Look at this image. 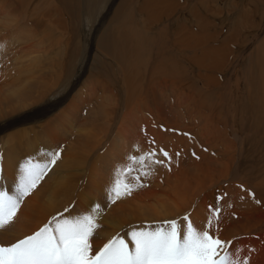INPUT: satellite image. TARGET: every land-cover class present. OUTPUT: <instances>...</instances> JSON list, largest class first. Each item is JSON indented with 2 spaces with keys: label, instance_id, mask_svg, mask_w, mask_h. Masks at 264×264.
Here are the masks:
<instances>
[{
  "label": "bare ground",
  "instance_id": "obj_1",
  "mask_svg": "<svg viewBox=\"0 0 264 264\" xmlns=\"http://www.w3.org/2000/svg\"><path fill=\"white\" fill-rule=\"evenodd\" d=\"M84 1L87 9H90L91 5H95L101 0ZM238 1L245 2L254 6L255 13L253 14L260 21L262 17L258 15H262L261 7L263 4L261 3V1L264 0H122V2H120V6L115 12L114 19L112 17L113 23L108 27L107 31L100 36L98 42L99 52L104 57H107L108 60H111L110 62H112V64L117 68V71H115L116 68H113L112 70L111 67L108 68L107 66H104V63H102L103 72L95 70L96 75L91 77L92 79L88 81V90L90 91V94H87L90 99L89 101L86 100V105H88L89 110H91L90 113H94L92 115L94 121L97 123L96 125H94V127H96L97 129L93 130H95L97 133L98 131L105 132V129L108 128L109 123L111 122L112 115L120 106V102L118 100H112V103L109 104V101L106 100L105 102L100 96L104 91H110L114 94L116 93V90L120 94L125 91L126 99H128L127 101L123 100V105L129 107L126 114H129V111L132 108L134 110L136 109V107L142 106L141 108L144 109V106L147 107L148 104V108L150 110V102L152 103V101L156 98V96L154 95V85H156V83H154V81L156 80L155 78L157 76L161 77L162 86L165 85L168 81L172 83V86H175V84H179L180 89L183 91V94L184 91L190 92L189 94L185 95L186 99L181 96L182 99L191 101L194 98H197V100H199V103H202L204 106L212 109L214 115L218 114L217 116L220 117L219 114H221L220 118L217 119L215 117V119H217L220 124L223 123L222 127L224 130H215L216 125L215 128L212 126L214 123H211L212 125L210 124L211 126L208 125V127H200V132L197 140H199V143H201L203 146H206H202L203 149L199 148V143L197 145V143L193 142L192 146L186 148L188 150V153L184 149L183 153H181L182 155L177 156V153L174 150L173 155H170V161L165 158H161L162 156L160 155H157V157L159 158H156L162 160L164 162L163 165H153L150 169V175L141 176L140 182L143 181L146 187L138 188L132 193L130 197L118 199L115 201V203L111 204L110 202L107 203L106 201H104L105 198L103 199L98 196L99 198L97 199L99 203L95 201L91 202V198L88 195H85L88 193L92 195L95 194V196L96 193L100 195H102L103 193L106 194V190L109 189L114 183V171L117 168H122L127 165L128 156H140L145 152L155 151L157 153L159 151L157 147L153 150L154 143H150L152 140L151 138L155 135V138H158L160 142H164V140L166 141L168 139L167 141L170 142L171 147L175 146L176 148H178L179 146V149H181L180 144L178 145V143H180L178 141H180L181 139L176 140V138L174 137H168V135L171 134L175 135L174 132L177 128L175 124H178V122L173 121V124L167 121L168 119H162L163 123L167 125L166 127L169 130L168 134H165L168 138L162 139L163 136L161 137V134L159 133H154L153 135L151 131L152 128L151 130L148 129L150 130L149 133L151 134V136L153 135L150 138L149 134H147L145 131H140L143 130L142 127L145 126V122L144 126H141V128L137 126V129L139 128L140 130L138 129L136 131L134 129V122L137 119H134L135 121L131 117H128L129 119H125V114L122 119L123 129L119 132V136H117L116 142L114 141L113 145L110 144V148L109 146L107 148L109 155L113 156V158H110V160L107 162H97L95 160L86 161L87 154H90L92 152L94 153L97 150L96 148H99L102 145L99 144L100 142H98V140H94V142L90 141L89 137L85 141L75 140L72 147L70 146L71 149L68 151V153L71 154V160L74 157H80L83 156L84 153H87L85 157H82V159L78 160L75 159L76 161H57L56 166L58 167L56 168V176L58 177L52 178L49 181L48 185L45 184L47 186L39 191V193L33 195L32 199H30V201H28V203L25 205V208L23 210L21 209L22 211H19L20 213H18L19 216L17 219L19 221H17V223L23 224L25 222H32L33 225L29 224V226H32H26L22 228V225L18 224L14 226L18 234L14 232L15 230H13V233L10 235L8 233H2L0 235V239L7 241L8 238L16 240L24 237L26 234H28L27 230L31 229L33 231L37 229L45 221L49 220V217L57 210L64 207L67 203H70V201H72L74 197V193L77 192L76 189H74V184L72 185L71 180V175L73 176L74 172L73 168H75L77 171H81L83 175H87V178L90 180L89 191L87 190L85 192H82L81 194L78 192V194L76 193L77 197H80L79 203L83 202L85 206L84 207L82 205L84 208L80 210L88 213L87 201H90L94 205H100L101 209L100 215L96 221L99 225V228L96 229L91 241L93 245V255L95 254V252L99 251L104 244H106L109 240H112L114 237L123 239L125 238V242L128 243L131 247L132 244L128 234L133 230H141V225L146 222L162 223L165 221L176 220L183 230L185 222L182 218L185 214H187L189 215L190 220L193 222V226L198 230H203L205 228V225L207 224L211 209L218 206L220 208L219 224L217 225L215 220L213 221V234L218 235L222 240L232 241V247L234 249L240 250L241 258L245 256L249 257V264H264V34L261 32V39L256 43L260 32L259 24L258 22L256 24L255 20V23L253 21H248L247 26L246 24L245 26L244 24H240L241 19H246L249 16V13H246L243 9L239 10L238 14L239 16L242 15V17L239 19V16H237V22H231L235 24L232 28L230 27L235 35L240 34L241 31L243 32L242 29L245 28L252 33L251 39L254 42L253 44H255L250 56L246 58V64L244 63L245 65H243V75L245 76V92L242 91V95L238 86L233 87V90L231 92H227L228 94L225 97H219V95H215L216 90H214L215 94H211L210 92L208 93L207 91H205L206 89L204 88V86L200 85L198 87L195 83H191V78H189L187 71L188 65H185L186 67L182 65V62L186 59L187 51H193L192 53H195L199 50L200 53H202L201 58L194 55L192 56L196 68L203 71L210 70V72H220L222 64L228 59V48L226 46L229 47V45L224 44L223 47L217 49H201V46H205L204 40L206 39V37L201 35V26H203V23L197 16L200 15L198 11L202 10V13H206V11L208 12L211 8L210 10L212 11V15L216 16L220 13L221 15H225L224 13H226V15H229V13L231 12L230 10L236 6ZM80 3L81 0H0V50L9 51L8 46L12 45L15 40L20 39V36L23 37V35L20 34L24 29H22L21 32H17L15 30L17 25L20 26L22 22H25V25L35 22L34 24H32L34 25L33 31L36 30L34 27L37 26L38 29H41V27L43 26V29L45 30L47 36V40L49 41L48 43H50L51 47L52 44L54 45L53 56H51L52 53H49L51 55L45 53L49 52L45 49L47 41H38V36L36 37V42L33 41L35 42V44L32 47L30 46L32 45L30 43L28 44V47H24L22 50L20 49V52L18 48L15 47L18 52H16V59L18 62L20 61V56L23 58L25 55V58H27L30 53L34 56V58L32 61L26 64L24 62H20V65L21 63H24L25 65L15 68L16 71L13 75H15L16 78H14V80L18 79L19 81H8L10 85L11 82L14 84L13 87L11 86L12 88H7V92L0 89L1 106H6V104H8L6 107H10V110L12 111L17 108H24L26 106L30 107L36 105L37 103L39 104L51 91H53L54 88H56V92L53 94L55 96L59 94L63 85L59 86L58 82L61 81L62 78L63 83H65L66 80H70L68 78L73 71V67L67 63L64 65L65 67L61 66L63 64L60 65L62 59H59V57L63 56V54L59 48L57 50V48L55 47V44L57 42L64 39L63 35L61 36L58 31L56 32V30L51 27L53 25L50 26L51 28L48 27L46 22H44H48V17H46L47 20L43 19L44 21H42L41 17H43L42 15H74V13H77L76 6L78 4L80 5ZM208 5H210L211 7H207ZM11 15H18V19H13ZM174 15L178 16L175 17ZM184 15H188L190 20L187 21L183 26L182 21ZM3 17L5 19L1 21ZM161 17H165L163 20L164 25L162 24L163 27L159 26V24H161ZM58 21L60 22V20ZM14 22L16 23L15 26L11 24ZM49 22L48 24L51 23ZM224 22L226 23V20ZM233 24H228V26ZM188 27L196 33L188 31ZM177 28L180 29V32L175 34V32H177ZM14 30L16 32L13 33ZM28 30L29 29H27V31ZM27 31L24 32L27 33ZM38 31L40 34L41 30ZM39 34L37 32V35ZM32 35L34 34H30V36ZM30 36L29 38L32 41L34 37L31 38ZM226 36L224 38H226ZM169 37L170 39L168 40ZM42 39H44V36ZM28 40L29 39L25 40L26 43H29ZM176 40L183 41V43L178 41L179 45L182 47L181 49L177 48ZM242 42L245 43L244 40ZM29 46L31 48H29ZM34 48L35 50H33ZM47 48L50 47H48L47 45ZM8 54L3 55L0 53V74L4 71L5 65L12 63L10 61L11 57H7ZM11 54L14 55V53L12 52ZM206 57H208V61L205 59L207 62H204V58ZM6 58H8L9 61L8 59L6 61ZM69 58L74 59V53L70 54ZM149 58L152 59L151 64H149ZM38 60L42 61L44 63V66L39 67L38 65H35L37 64ZM69 62L70 61H68V63ZM30 65L33 67H31ZM147 66H149L150 69H148L149 67L147 68ZM144 69L146 70L145 84L148 89L143 90L138 88V91L141 90L140 93L138 92L139 96L143 97L132 105L130 104V100L133 97V92H137L136 87H140L139 83V86H137V81L138 79L142 80V76L139 78V74L142 70L144 72ZM58 70L59 73H57ZM63 72L64 76H62ZM152 72L155 75H153ZM106 73L108 74V77L104 76ZM8 75L12 74H9L8 72ZM152 75L153 77L155 76V80L152 79ZM3 76V74L0 75V80L3 79V81L0 82L1 84H4L5 86L7 84L8 86L9 83L4 80L5 77L3 78ZM30 76L32 78H30ZM197 76L200 77L198 73ZM200 79L203 80L202 82H204L207 87L216 88L217 83L214 82L215 80L213 78L204 76ZM95 81L98 83L96 84ZM175 89L177 88L175 87ZM1 93L4 96H2ZM177 93L178 92H176V94ZM161 96L162 95L159 96L160 99L162 98ZM11 98H15V102H11V100H13ZM133 99H135V96ZM71 104L69 103L70 107H72V109L70 110L75 112V109H77L79 106H77V99L75 97H73ZM153 104L155 109L158 110L161 115H163L161 111L163 109L158 107V103L156 102ZM183 107L184 106H182V108ZM192 107L194 108L193 104L191 108ZM148 108H145V110ZM186 108L191 109L188 106ZM198 108L197 111L198 114H200L201 112L198 110ZM165 109L166 108H164V110ZM173 110L175 111V109ZM192 113L194 114V111ZM68 115L69 114L64 115L61 118L62 122L65 123V125L70 124V118L73 117L72 115ZM186 116L188 115L186 114ZM207 116H209V114ZM3 117L4 116H1L0 118ZM194 117L192 118L194 119ZM202 117L201 120L198 119L200 122L203 121ZM183 119L180 118V122L184 123L185 125L187 117L185 118V120ZM189 119L190 118H188V120ZM150 121L152 120L150 119ZM153 122L154 121H152L151 123ZM203 122H205V119ZM227 122H229L230 124L227 125ZM163 123H161V125ZM204 125L207 126V124ZM189 127H185L184 131L188 134H191L193 128L190 129ZM30 128L32 129L33 127ZM53 132L56 133L57 131ZM140 132L141 134H139ZM244 132L251 133L255 137L256 142L255 144L246 146L248 152H254V155H252V157L254 158V162L256 161L255 163L253 162L254 165H256L252 167L251 170L250 168L248 171L246 170V172L237 169V164L240 165L245 160H241L243 159V155L240 154V152L243 151V147H239L236 143L233 142V140L229 139L231 134L233 136H236L242 143L244 141ZM59 133L62 134V131L60 129ZM116 133L118 134V131ZM215 133H219L223 137H226L227 141H225L224 143L212 140L210 141V138ZM63 134H66V130ZM194 134L196 136L195 132ZM15 135L16 134L11 135L12 141H14L15 138L13 137ZM249 135L248 137H251ZM182 136L186 137V135ZM215 136H213L212 138H214ZM20 139L21 137L19 138V141ZM185 140L188 141L187 138H185ZM10 141L9 143H11ZM160 144L163 145V143ZM193 147L198 152L194 151V149H192ZM100 149L103 150L104 148L101 147ZM65 153H67V150ZM239 155H242L241 158ZM12 159L13 156H11L9 153L7 160L8 175H12L14 177V174L16 175V171L18 170L17 167L13 164ZM85 165L87 166L86 168ZM234 169H237L240 174H235ZM136 174L137 173L134 172L133 176H135ZM230 181L231 183L233 182L231 185H223L225 183H229ZM129 182L135 184L131 177L129 178ZM249 193H251L252 195H249ZM218 195H222V199H219ZM218 201L219 204L217 203ZM257 201L259 203H257ZM217 227L219 228V232L216 231ZM103 228L104 230H102ZM249 249H253L254 251H249Z\"/></svg>",
  "mask_w": 264,
  "mask_h": 264
},
{
  "label": "rangeland",
  "instance_id": "obj_2",
  "mask_svg": "<svg viewBox=\"0 0 264 264\" xmlns=\"http://www.w3.org/2000/svg\"><path fill=\"white\" fill-rule=\"evenodd\" d=\"M84 2H85L84 0H81L80 5L78 4L77 5L78 7L76 6L77 13H74V15H67V14L66 15H63V14L62 15H51L52 17L50 15H46V16L42 15L45 18L41 17L42 18V21H44L43 19H46V17H48V22L51 19L50 20L51 23L49 22L50 24H48L47 21H44V22H46V24L48 25V27H50L51 25H53L51 27H53L54 30H56V32L58 31V33L61 34V36L63 35V38L64 39L62 41H59V42H57L55 44V47L57 48V50L59 48L62 51V54H63V56L60 55L62 58L59 57V59H62L61 60L62 62L60 63V65L63 64V65H61L63 67L67 63V64H70L73 67V71H72L70 77L68 78L70 80H66V82L63 83V78H62L61 81L58 82V85L59 86H62L63 85L62 88H61V91L59 92V94H57L56 96L53 94V93L56 92V88H54L53 91H51L46 96V98L44 100H42L39 104L37 103L36 105L30 106V107H27L26 106L24 108H17L16 107L17 109H14L12 111L10 110V107H6L8 104H6V106L5 105H2V106L0 105V117L1 116H4L3 118H0V139H1L0 140V157H2V158H0V168H2V173H0V188H3L4 190L9 191L10 193H11L13 187H14V184L17 181L18 171H16V175L14 174V177L12 175H10V176L8 175L7 160H8L9 153H10L11 156H13V159H12L13 160V164L17 167V170L19 169V166L22 163H24L26 160H28V159H32L34 161H42L43 159H45V157H43L41 155V153L48 152V151L60 150L61 151V159H60L61 161L62 160L63 161H76L78 159H82V157L84 158L87 153H84V155L83 156H80V157H74L71 160V158H70V155L71 154H69L68 151L71 149V147L74 144L75 140H77V141H85L89 137L90 138V141L94 142V140H98V142H100L99 144L102 145V146H100L99 148H96L97 150L95 149L96 151L94 150L95 151L94 153L92 152L90 154H87L86 161L87 160L88 161L95 160L97 162H103V161L107 162V161L110 160V158H113V156L109 155V153L107 151V148H108V146L110 144L113 145L114 141L116 142V138H117V136H119V132L123 129L122 119H123V116L127 113V109L129 108V107H126L125 105H123V102L125 100L127 101V99H128V98L126 99V93L124 91L123 93H125V94H123V93L120 94L116 90V93H115L116 96H115L114 93H112L110 91H106V92L104 91L103 93H105V94L102 93L100 95L101 98L105 102H106V100L109 101L108 104L109 103H112V100H118L120 102V106L117 108V110H115L114 114L112 115L111 122L109 123L108 128L105 129V132L104 131L103 132L98 131V133H97L95 130H93V129H97L96 127H94V125H96L97 123L94 121V118H93V115H92L94 113L91 114L90 113L91 110H89L88 105H86V103H87L86 100L89 101V99H90L89 96H88V94H87V93L90 94V91L88 90V87H89V82L88 81L90 79H92L91 77H93V76L96 75L95 70H98V71H102L103 72L102 63H104V66H107L108 68L111 67L112 70H113V68H116L112 64V62H110L111 60H108L107 57H104L99 52V50H98V42H99L100 36L102 34H104L107 31L108 27L113 23L112 17L114 19L115 12L117 11L118 7L120 6V4H121L120 2H122V0H101L97 4L91 5L90 6V9H87L86 4ZM238 2H237V4L235 3L237 7L235 6L233 9H231L230 10L231 12L229 11L230 13L227 12V13H229V15H226V13H224L225 15H221V13H220L219 15H221V16H219L218 14L216 16L215 15H212L211 14L212 11L210 10L211 8L209 9L210 12L209 11L208 12L206 11V13L205 12L202 13L203 12L202 10H199L198 11L200 15H197V16H198V18L201 19V21L203 23V26L200 25L201 26V30H202V32H201L202 34L201 35L206 37V39L204 38L206 40V41L204 40L205 46L204 47L201 46V49L202 50H205V48H207V49H209V48L210 49L211 48H216L217 49V48L223 47L224 44L225 45H229V47L226 46L228 48L227 49V52H228V57L227 58L228 59L222 64V67L223 68L221 67L220 72H210V70L209 71H203V70H198L196 68V65L194 64L195 62L192 59V56L194 55L196 57H200L201 58L202 53H200L199 50L197 52H195V53H192L193 51H187L186 52V59L187 60L185 59L182 62V65H184V66L185 65H188L187 66V71H188L189 78H191L190 79L191 80V83H195L198 87L200 85L201 86H204V88L206 89L205 91H207L208 93L210 92L211 94H215L214 93V90H216L215 91L216 92L215 95H219V97L220 96L225 97L228 94L227 92H231L233 90V87H235V86H238L241 95H242V91L245 92V83H244L245 76L243 75V68H244L243 65L246 64V61H247L246 58H248L250 56L251 51L254 48L253 46L255 44H253L254 42L251 39L252 33L249 32L248 30H246L245 28L242 29L243 32L241 31V33L238 34L239 36L238 35H235V33H233L232 30H231V28L235 25V24H233L231 22H233V21H236L237 22V16H239L238 15L239 14V10H242L243 9V10H245L246 13H249V16L252 15L251 16L252 18L248 16L246 19L245 18L241 19L240 20V24H244V26L246 24V26H247V22L248 21H253L254 22V20H255L256 24L258 22L260 32H259L258 39L256 38L257 39L256 40V43H257V41L259 42L260 39H261V32L264 34V23H263L264 22V8H263L264 7V1H261V3L263 4V5L261 4L262 5V7H261L262 8V15H258V16H261L262 17L260 19L261 22L253 14V13H255V7L254 6H252L251 4L245 3V2H239V3ZM240 3H241V5H240ZM207 7H211V6L208 5ZM253 9H254V11H253ZM11 16H12L13 19H18V15H11ZM55 16H56V18H55ZM174 16L177 17L178 15H174ZM235 16H236V18H235ZM241 17H242V15L239 16V19ZM8 18H9V16H8ZM41 18H40V20H41ZM164 18L165 17H161V19H160V23H161V24H159L160 27H163V25H164V23H163L164 22L163 21ZM249 18H251V19H249ZM4 19L5 18L3 17L1 19V21H3ZM56 19H57V21H56ZM58 20H60V22ZM189 20H190V18L188 17V15H184L183 16V21H182L183 26ZM225 20H226V23L224 22ZM54 21H55V23H54ZM227 21H228V23H227ZM56 22H58V23H56ZM22 23H24V24H22ZM22 23L20 24V26L17 25V27H16L15 30L17 32H19V31L21 32L22 29H24L21 32V34H20V35H23V37L20 36V39L15 40L12 43V45L8 46L9 51H7V50H0V53L1 54H3V55L6 54L7 55L8 53H10V54H8L7 57H9V58L11 57V60L10 61L12 63L5 65L4 66V71L1 73V74L4 75L3 78L5 77L4 80H6L7 83H9L11 80H12V82L18 80V79L14 80V78H16V76L13 75L14 72L16 71L15 68H18V67H21V66L25 65L26 63L32 61L33 58H34V56L30 53L27 56V58H25V55H24L23 58L20 56V59H19L20 61L18 62L17 59H16L17 58V53H18L17 50H16V48H18V50L20 52L24 47H28V44H30V43L32 44V45H30L31 47L34 46V44L36 42V37L38 36L37 37L38 38L37 39L38 41H40V40H44L43 42L47 41L46 44L48 45V47H50V48H47V45H46L45 49L47 51H49V52H45V53L46 54L47 53L48 54L49 53H52V55L49 54L51 56L54 55V49H53L54 45L52 44V47H51L50 43H48L49 41L47 40V36H46L45 30L43 29V26L41 27V29L40 28L38 29L37 26H36L37 28L34 27L36 29L35 30L36 32H35V31H33L34 30L33 29V26L34 25H32L35 22H33L32 24L30 23V24H26V25H25V22H22ZM11 24L14 25V26L16 25L15 22L14 23H11ZM56 24H58V25H56ZM228 24H233V25H229L228 26ZM30 26H31V28H30ZM55 26H57V27H55ZM18 28H20L21 30L18 29ZM227 28H229V29H227ZM27 29H29L28 30L29 32L27 31ZM42 29H43V31H42ZM244 29H245V32H244ZM15 30L13 31V33L16 32ZM38 30H41L40 31V34H39V31ZM24 31H27V33H25ZM188 31H192V30L189 28ZM203 31H204V33H203ZM37 32H38L39 35H37ZM179 32H180V29L177 28V32H175V34L176 33H179ZM192 32H194V31H192ZM32 33L34 35L30 36V34H32ZM194 33H196V32H194ZM27 34L31 38L34 37L32 39V41H31V39L29 38V36ZM226 35L228 36V38H227ZM39 36L41 37V39H40ZM43 36H44V39H42ZM225 36H226V38H224ZM230 38H232V39H230ZM242 38L245 41V43L242 42L243 41ZM27 39H29L28 40L29 43H26L25 40H27ZM169 39H170V37L168 38V40ZM225 40H228V41H225ZM246 40H249V41H246ZM33 41H35V42H33ZM178 41L181 42V43H183V41H180V40H178ZM178 41L176 40V42H177V48L178 49H181L182 47L179 45ZM60 42H62V43H60ZM58 43H60L61 45L58 44ZM243 44H244V46H243ZM57 45H59V46H57ZM30 46H29V48H31ZM60 46L64 50H62L60 48ZM33 50H35V48ZM11 52L14 53L15 57H14L13 54H11ZM72 53H74V59H70L69 58L70 54H72ZM7 59L8 58H6V61H7ZM205 59L208 61V57L204 58V62H207ZM149 60H150L149 61V64H151L152 63L151 62L152 59L149 58ZM8 61H9V59H8ZM68 61H70V62L68 63ZM20 62H24L25 64L24 63H21V65H20ZM38 62L35 65H38L39 67L44 66V63L42 61L38 60ZM12 64H13V68H12ZM31 65H32V63H31ZM31 67H33V66H31ZM148 67L149 66H147V68ZM0 69H1V66H0ZM148 69H150V67ZM59 70L57 71V73H59ZM115 71H117V68L115 69ZM8 72H9V74H12V75H8ZM10 72H12V73H10ZM197 73L200 75V77L197 76ZM24 74H26V73H24ZM152 74L155 75L153 72H152ZM139 75H140L139 78L142 76V78H141L142 80H139L138 79V81H137V84L139 83L140 84V87H136L137 92L134 91L133 94H132L133 97L131 98V100L135 96V99H133L132 101L130 100V104H132V105L136 101H139V99H142V97H143V96H139V93H140L141 90L138 91V88L139 89H143V90L148 89L147 86H146V84H145V80H146V77H145L146 76V70L144 69V72L142 70ZM153 75H152V79L153 80L156 79L154 81V83H156V85H154V88H155L154 95L156 96V98L152 101V103L150 102L151 109L149 110V108H148L149 107V104L147 105V107L144 106V109L141 108L142 106L141 107L138 106L139 109H138V107H136L137 111H136V109L133 110V108H132L131 110H133V111L130 110L129 111V114H126L124 118L125 119H129L131 117L133 120L134 119H137L136 121L134 120L135 121L134 122V124H135V126H134L135 128L134 129L136 131L139 128H141V126H144V122H145V126L142 127L143 130H140V129L139 130L140 131H145L147 134H149L150 138L154 135V133H159V134H161V137L163 136L162 139H165V138L167 139L169 136H171L172 138L173 137L176 138V140H180V139L182 140V141L181 140L178 141V142H180V143H178V145L180 144V146H181V149H179V146H178V148H176L175 146L171 147L170 146V142L167 141L168 139L166 141L164 140V142L163 141L160 142L158 138H155L156 137V135H155L151 139L154 141V148H153V150L156 149V147L159 150L158 151L159 153L157 152V155H160V149H163V148H164L165 151H167L169 153V156L170 155H173V151L174 150L176 151V153H179V155H177V156L182 155L181 153H183L184 149L188 153V150L186 149L187 147L192 146L193 145V142L197 143V145L199 143V140H197V138L199 136V132H200L199 129H200V127H208V125L211 126L214 123L212 126L215 128V125H216L215 130H219V131H223L224 130L223 127H222L223 123L220 124V122L217 120L218 118L221 117V114H219L220 117L217 116L218 114L217 115H214L213 114V110L212 109H209L207 106H204L202 103H199V100H197V98H194L191 101L185 100L186 99L185 98V95L186 94H189L190 92L184 91V94H183L182 93L183 91L180 89L179 84L178 85L175 84V86L174 85L172 86L171 85L172 83H170L168 81L166 82L165 85H163L165 87H163L162 86V81H161L162 79H161V77L160 76H157L154 79L155 76L153 77ZM62 76H64V72H63ZM104 76L108 77V74L106 73ZM204 76L205 77H209V78H213L215 80L214 82L217 83V85L215 83L216 88L207 87L204 84V82H202L203 80L200 79L201 77H204ZM30 78H32V77L30 76ZM0 81L2 82L3 79L0 80ZM237 81H239V82H237ZM1 82H0V85H2V86H0L1 87L0 89L4 90L5 92H7V88H12L13 85H14L11 82V85L9 83L8 86H7V84L5 82V84H6V86H5L4 84H1ZM17 83H20V82H17ZM97 83L98 82H96V84ZM168 83H170V84H168ZM139 84L137 86H139ZM141 85H142V87H141ZM242 85L244 86V88H243ZM156 87H158V88H156ZM175 87L177 89H175ZM167 92H168V94H167ZM176 92H178L179 94L178 93L176 94ZM164 93H166V94H164ZM159 94L162 95L161 96L162 97L161 98L162 100L159 98V96H160ZM2 96H4V95L2 94ZM100 96H99V98H100ZM124 96H125V98H124ZM181 96H183L185 99H182ZM73 97H75L77 99V106L79 105L78 108L75 109V112H73L72 110H70V109H72V107H70V105H69V103L71 104V101H72ZM99 98H98V100H99ZM11 99H13V100H11V102H15V98H11ZM48 100H49V102H48ZM155 100L158 103V107H160L161 109H163V110H161L162 113H163V115H161V113L158 110L155 109L154 104H153V103H156ZM196 102H198V103H196ZM192 104H193L194 108L193 107L191 108ZM196 104H197V106H196ZM177 105L181 109L178 108ZM71 106H72V104H71ZM182 106H184V107L182 108ZM187 106L189 108H191V109L186 108ZM196 107L197 108L199 107L198 110L201 112L200 113L201 115L198 114V111H197V108ZM145 108H148V109L145 110ZM164 108H166V109L164 110ZM171 108L175 109V111L173 109H171ZM177 109H180V110H177ZM189 111H190V113H192L194 111V114L193 113L190 114ZM220 112H222V111H220ZM204 113H206V114H204ZM207 113L209 114V116H207L208 115ZM67 114H69L68 116L72 115L73 117L70 118L71 119V123L68 124V125H65V123L62 122L61 118H62V116L67 115ZM167 114H169V115H167ZM170 114H171V116H170ZM186 114L189 117L186 116ZM128 115H130V116H128ZM204 115H206V116H204ZM126 116H127V118H126ZM137 116H138V118H137ZM133 117H135V118H133ZM145 117H147V118H145ZM186 117H187V119H186L185 125H184V123H181L180 122V118H182V119L184 118L183 120H185ZM192 117H194V119ZM201 117H202V120L203 121L205 119V122L201 121L202 122L201 123L198 120V119L201 120ZM215 117L217 119H215ZM144 118H145V120H144ZM188 118H190V119L188 120ZM141 119H142V121L143 120L144 121L142 122ZM150 119L152 121H154V122L151 123L152 121H150ZM162 119H166V120L168 119L167 121H169L171 123H173V121L178 122V124H175L176 127H177L176 128V131L174 132L175 135H172L171 134V135H168V137H167V135H165V134H168L169 130L166 127L167 125H165V123H163ZM209 120H211V121H209ZM186 122H187V124H186ZM161 123H163V124L161 125ZM60 124H62V125H60ZM137 124H139V125H137ZM180 124H182V125H180ZM204 124H207V126L204 125ZM226 124L228 125L230 123L227 122ZM151 125L154 126V127H152ZM163 125H165V126H163ZM137 126H139L138 129H137ZM183 126H184V128H183ZM30 127H33V128L31 129ZM185 127L186 128L189 127L190 129L193 128V131L191 132V134H188V133H186L184 131ZM151 128H152V130H151ZM59 129L62 131V134L59 133ZM148 129H150L152 131V133H153L152 136L149 133L150 130H148ZM65 130H66V134H63L65 132ZM153 130H154V132H153ZM53 131H57V132L55 133ZM117 131H118V134L116 133ZM180 131H182V132H180ZM179 132H180V134H179ZM194 132L196 133V136H195ZM14 134H16L13 137L15 139H14V141H12V136L11 135H14ZM22 134H23V136H22ZM139 134H141V132ZM249 134H251V133H249V132L248 133L247 132H244L243 133V140L244 141L242 143L239 141V139L236 136H233L231 134H230V138H229V139L233 140V142L236 143L239 147H243V151L240 152V154H242L243 156L242 155H239V156H240V158L242 156L243 159H241V160H244L245 159L247 161L244 160L240 165L237 164V169L238 170H241L243 172H246V170L248 171L249 168L251 170V168L256 165V164L254 165V163L256 161L254 162V160H253L254 158L252 157V155H254V152L253 153L248 152L247 149H246L247 148L246 146L256 143L255 142V137L252 134L251 135H249ZM164 135H165V137H164ZM182 135H186V137L185 136H182ZM187 135H188L189 138L187 137ZM191 135H192V137H191ZM248 135L251 136V137H248ZM175 136H177V137H175ZM213 136H215V137L212 138ZM213 136L210 138V141L211 140L212 141H218V142H221V143H224L225 141H227V138L226 137H223L219 133L218 134L215 133ZM7 137H10V138H7ZM20 137H21V139L19 141V138ZM184 137L187 138L188 141L185 140ZM8 139H10L11 141L8 140ZM112 139H113V141H112ZM156 140L158 141V143L160 142V143H163V145L164 144L165 145L163 146L160 143L158 144ZM9 141L11 143H9ZM159 145H161V146H159ZM200 145H201V147H200ZM4 146H5V148H4ZM110 146H109V148H110ZM167 146H169V147H167ZM202 146L203 145L201 143H199V148L200 149H203V147H206V146H203V147ZM101 147H103L104 149L103 150L100 149ZM165 147H167V148H165ZM173 148H176V149H173ZM192 149H194V147ZM207 149H208V147H207ZM66 150H67V153H65ZM194 151L198 152L195 149H194ZM66 156H67V158H66ZM160 156H162V155H160ZM239 156H238V160H239ZM95 157H96V159H95ZM157 158H159V157H157ZM161 158H164V157L162 156ZM248 158H249L250 162H249ZM100 159H102V160H100ZM60 160H58V161H60ZM56 165H57V163L54 166H52L51 170L44 177V179L40 181V183L33 190V192L29 196L25 197V199L22 202V204H21V206H20V208H19V210H18L15 218L13 219V221L10 224L6 225L3 229H0V235L2 233H8L10 235V234L13 233L12 232L13 230H15L14 232L16 234H18L17 233V230L15 229L14 226L20 224V223H17V221H19L17 219L18 216H19L18 213H20L19 211H22L25 208V205L28 203V201H30V199H32L33 195H35L36 193H39V191H41L43 188H45L49 184V181L52 178L58 177V176H56V168L58 167ZM238 166H239V168H238ZM86 167L87 166L85 165V168ZM244 167H246L247 169L244 168ZM100 169H102V168H100ZM237 169H234V173L239 175L240 173L237 171ZM73 171L74 172L76 171L75 174H74ZM73 171H72L73 172V176L71 175V177H72L71 180H72V185L73 184L75 185V186L73 185L74 189H76V191L78 193H80V194L82 192L87 191V190L89 191V182H90V180L87 178V175H85V174L83 175L81 171H77L75 168H73ZM79 173H81V174H79ZM73 178H74V180H73ZM133 181L136 183V181L134 179H133ZM140 183H142V184L145 185V183L143 181H141ZM232 183L230 181L229 183H225L223 185H228V184L231 185ZM45 184H47V185H45ZM76 193H74V197H73L72 201H70V203H67L61 209L57 210L55 213L53 212L54 214H52L49 217V220L52 217L58 216L61 213H63L64 216L81 215V213L82 214H86L84 211H81L85 206H84V203L83 202L82 203H79L80 197H77V194L78 193L77 194ZM87 195L91 198V202L92 201L93 202L95 201V202H98L99 203V201H98L97 198H99L98 196H100L103 199L105 198L104 201H106L107 203H109V201L107 199V194H105V193H103L102 195L96 193V196H95V194L92 195V194L88 193L85 196H87ZM218 196H219L218 197L219 199H222V195H218ZM128 197H130V196H128ZM124 198H126V197H124ZM91 202L90 201H87V206H88L87 212L90 211V208H92L95 205H97V204L94 205ZM65 209H69V211L68 212H65ZM49 220L45 221L41 226H39L37 229H35L33 231L31 229L27 230L28 231V234H26L24 237H22L20 239H23V238H25V237H27L29 235L34 234L42 226H44L46 223H48ZM163 223L164 222H162V223H160V222H158V223H156V222L155 223H153V222H146V223H143L141 225L142 227H140V228L141 229H144V228H148V227H155L156 225L163 224ZM29 224H32V222H30V223L25 222V223L20 224V225H22V228H24L26 226L30 227V226L33 225L32 224V225L29 226ZM181 229H182V227H181ZM102 230H104V228ZM20 239L12 240L11 238H8L7 241H4L3 239H0V245L8 246V245H10L12 243L17 242Z\"/></svg>",
  "mask_w": 264,
  "mask_h": 264
},
{
  "label": "snow or ice",
  "instance_id": "obj_3",
  "mask_svg": "<svg viewBox=\"0 0 264 264\" xmlns=\"http://www.w3.org/2000/svg\"><path fill=\"white\" fill-rule=\"evenodd\" d=\"M41 155L45 157L42 161L28 159L19 166L11 193L0 188V229L13 221L25 197L61 159L60 150ZM160 155L171 159L164 149H160ZM156 157L155 151L128 156L127 165L114 171V183L106 190L108 201L115 203L131 196L138 188L146 187L140 183V177L150 175L153 165L164 163ZM130 177L135 184L129 182ZM100 212L97 204L86 214L64 216L61 213L52 217L34 234L8 246L0 245V264H249V257L241 258L240 250L232 247V241L213 234V221L219 224L218 206L211 209L203 230L194 227L185 214L183 230L176 220L165 221L155 227L131 231L128 234L131 247L124 239L114 237L93 255L91 241L99 227L96 221ZM216 231L219 232L218 227Z\"/></svg>",
  "mask_w": 264,
  "mask_h": 264
}]
</instances>
